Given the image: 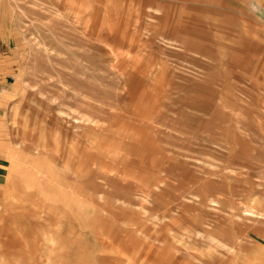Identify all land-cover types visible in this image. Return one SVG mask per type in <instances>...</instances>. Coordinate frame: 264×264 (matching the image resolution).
<instances>
[{
	"label": "rangeland",
	"instance_id": "1",
	"mask_svg": "<svg viewBox=\"0 0 264 264\" xmlns=\"http://www.w3.org/2000/svg\"><path fill=\"white\" fill-rule=\"evenodd\" d=\"M0 154V264H264V0H0Z\"/></svg>",
	"mask_w": 264,
	"mask_h": 264
},
{
	"label": "crops",
	"instance_id": "2",
	"mask_svg": "<svg viewBox=\"0 0 264 264\" xmlns=\"http://www.w3.org/2000/svg\"><path fill=\"white\" fill-rule=\"evenodd\" d=\"M191 32L194 33H199L200 32V27L199 26H191L190 27ZM241 50V48L239 49V51ZM40 146H35L34 147V151L35 153L39 156L42 154V151L40 149ZM7 159H5L2 154H0V191L2 192V189L4 187L5 184H7V164H6ZM4 189L7 190V188L5 187ZM5 190V192L3 191V194L8 195L7 191ZM201 202H204L206 204L207 207H209L210 210L214 209L215 204H218L220 202V200L218 198H215L212 195H206V196H202L200 198ZM254 211L252 209V207L250 205H246L243 206L241 208V211L238 214H234L235 221L239 222L241 219L243 218H250V216L254 215ZM227 233L225 232H219L218 230L213 231V230H198V232L196 233L197 236H200L201 238H205L208 242V246L210 250H216V251H223L226 253H230L233 254L231 257L236 260L237 258H239L238 255V249L237 247H235L233 244H231L230 242L227 241V235L225 234ZM197 259V258H196ZM203 264H209L207 261L203 262Z\"/></svg>",
	"mask_w": 264,
	"mask_h": 264
}]
</instances>
